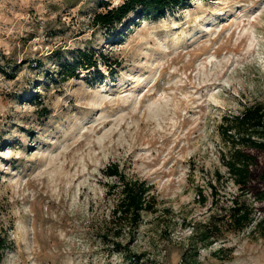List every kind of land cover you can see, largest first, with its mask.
<instances>
[{
  "label": "rangeland",
  "instance_id": "374dc122",
  "mask_svg": "<svg viewBox=\"0 0 264 264\" xmlns=\"http://www.w3.org/2000/svg\"><path fill=\"white\" fill-rule=\"evenodd\" d=\"M122 1L0 0V264H264V236L249 229L189 243L225 171L222 116L264 100V0H192L93 26ZM77 50L97 69L63 81L58 61ZM114 163L157 203L122 240L131 261L100 238L114 204L102 171Z\"/></svg>",
  "mask_w": 264,
  "mask_h": 264
},
{
  "label": "trees",
  "instance_id": "16d2710c",
  "mask_svg": "<svg viewBox=\"0 0 264 264\" xmlns=\"http://www.w3.org/2000/svg\"><path fill=\"white\" fill-rule=\"evenodd\" d=\"M192 0H123L114 7L106 5V11L97 13L92 20L95 27L114 29L122 25L131 14L133 20H155L171 11L183 9ZM133 23V21H131ZM100 61L110 69L118 64ZM98 59L86 51L77 50L72 62L58 61V77L63 80L78 78V70L97 69ZM222 143L219 159L225 171L214 172V183H210L211 213L201 228L194 227L190 246L195 243L208 246L209 240H222L227 234L258 233L264 236V100L243 107L238 113L222 116L218 125ZM103 175L111 180L107 183L106 196L113 199L105 229L100 238L105 244L112 243L118 253L128 261L135 255L126 244L134 242L144 213H155L157 203L146 181L132 178L118 164L106 166ZM199 203L204 205L207 196L199 190ZM261 212V213H260ZM129 240L126 244L122 240ZM207 243V244H206ZM9 248L7 235L0 228V263ZM183 258V264L184 262Z\"/></svg>",
  "mask_w": 264,
  "mask_h": 264
}]
</instances>
